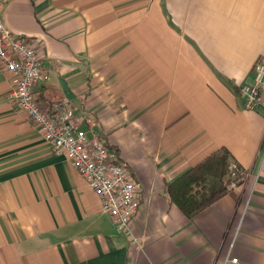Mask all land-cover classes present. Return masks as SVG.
I'll use <instances>...</instances> for the list:
<instances>
[{
    "label": "crops",
    "instance_id": "1",
    "mask_svg": "<svg viewBox=\"0 0 264 264\" xmlns=\"http://www.w3.org/2000/svg\"><path fill=\"white\" fill-rule=\"evenodd\" d=\"M3 20L50 75L39 104L73 109L140 205L120 230L0 64V264H264V108L239 92L264 59V0H5ZM221 149L246 177L189 218L168 184Z\"/></svg>",
    "mask_w": 264,
    "mask_h": 264
},
{
    "label": "built area",
    "instance_id": "2",
    "mask_svg": "<svg viewBox=\"0 0 264 264\" xmlns=\"http://www.w3.org/2000/svg\"><path fill=\"white\" fill-rule=\"evenodd\" d=\"M5 0H0V64L16 79L11 91L20 109L39 127L54 151L64 153L76 171L101 199V207L122 231H127L140 205L137 184L122 164L114 161L109 147L98 138H90L82 119L73 109H64L59 116L39 104L36 88L50 79L43 70L41 57L26 38L16 36L3 20ZM247 110L264 108V59L254 67V77L240 85ZM230 168L243 173L238 164ZM232 262H238L233 258Z\"/></svg>",
    "mask_w": 264,
    "mask_h": 264
},
{
    "label": "trees",
    "instance_id": "3",
    "mask_svg": "<svg viewBox=\"0 0 264 264\" xmlns=\"http://www.w3.org/2000/svg\"><path fill=\"white\" fill-rule=\"evenodd\" d=\"M232 163L236 162L227 149L212 154L168 184L170 200L189 218L198 215L231 192L229 180L236 185L243 183L244 179L238 178L230 168Z\"/></svg>",
    "mask_w": 264,
    "mask_h": 264
},
{
    "label": "rangeland",
    "instance_id": "4",
    "mask_svg": "<svg viewBox=\"0 0 264 264\" xmlns=\"http://www.w3.org/2000/svg\"><path fill=\"white\" fill-rule=\"evenodd\" d=\"M41 105V104H40ZM64 109H66V108H63L62 110H61V112L64 110ZM71 109V108H70ZM60 112V113H61ZM59 113V114H60ZM59 116V115H58ZM57 117V116H56ZM104 143V142H103ZM105 144V143H104ZM107 145V144H106ZM108 146V145H107ZM109 149H110V147H109ZM110 151H111V149H110ZM57 153V152H56ZM57 154H63V155H65L64 153H57ZM113 154V153H112ZM66 156V155H65ZM113 158H114V161L115 162H117V163H119V164H122L123 166H124V168L126 169V171L128 172V173H130L131 174V172H130V170H129V168H128V166L125 164V163H123V162H120V161H118L117 159H115V156L113 155ZM236 164H238V163H236ZM239 165V164H238ZM240 167V166H239ZM241 168V167H240ZM243 173H241V172H239L238 174L237 173H235L234 171V174L235 175H237V177L238 178H241V179H244L245 177H246V173H245V171L244 170H242V168L240 169ZM131 177H132V175H131ZM133 178V177H132ZM133 180H134V178H133ZM135 181V180H134ZM137 184V183H136ZM228 187L229 188H231V187H234V186H236V184L233 182V181H230L229 180V182H228ZM242 184V183H241Z\"/></svg>",
    "mask_w": 264,
    "mask_h": 264
},
{
    "label": "water",
    "instance_id": "5",
    "mask_svg": "<svg viewBox=\"0 0 264 264\" xmlns=\"http://www.w3.org/2000/svg\"><path fill=\"white\" fill-rule=\"evenodd\" d=\"M60 82H61L62 88H63L66 96L67 97H70V95H71V89L69 88L67 82L65 80H62V79L60 80Z\"/></svg>",
    "mask_w": 264,
    "mask_h": 264
}]
</instances>
